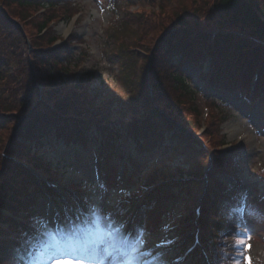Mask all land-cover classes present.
Returning <instances> with one entry per match:
<instances>
[{
  "label": "rangeland",
  "instance_id": "rangeland-1",
  "mask_svg": "<svg viewBox=\"0 0 264 264\" xmlns=\"http://www.w3.org/2000/svg\"><path fill=\"white\" fill-rule=\"evenodd\" d=\"M198 3L199 0H62L53 7L27 5L22 9V14L29 19L16 20L19 22L18 25L29 33L31 31L28 30V25L34 16L44 15V18H47L56 14L55 20L51 23L56 41L49 48L57 51L63 64L73 69V78L75 76L77 78L76 74H81L77 81L81 80L93 96L96 114L107 117L104 122L108 131L102 135L103 137L110 138V135L116 137L117 144L121 146L123 140L131 141L130 130L133 128L134 119L147 105L148 97L150 106L160 102L176 108L179 123L192 134L190 142H194L195 145L183 142L178 135L172 137V132L164 133L165 142L149 150H145L146 148L136 150L135 145L129 142L130 150L132 152L136 150L135 155L132 156L135 157V164L138 165L135 167L131 161L129 163L127 159L124 160V166H127L125 174L130 175L129 182L117 185V188L104 186L97 192L100 207L97 206L96 210L101 217L102 214L106 217L109 212L110 215L106 217L109 222L107 230L111 229L109 234L118 231L115 233L116 238L108 242L105 249L97 246L94 251V253L101 249L102 252L106 251L102 257L103 261L99 262V259L93 258L90 254H84L77 246V249H72V254L67 253L69 250L67 247L60 246L59 250L52 252L51 255L41 250V260L20 259L18 264H142L145 256L169 246L174 242L172 240H179L180 247L186 246L191 242L189 234L193 228L190 225L195 221L192 210L201 205L204 199L206 177L214 176L217 183L231 182L230 177L217 172L216 166L219 162L232 165L231 157L236 161V156L233 154L237 151L242 154L237 157L239 163L237 175L241 178L242 190L240 199L250 205L259 203L255 205L256 207L248 208L246 212L236 211L231 219L216 222L217 234L221 235L212 243L216 242L217 250H223V264H264V107L262 103L255 101L247 103L244 97L236 95L237 93L229 95L227 92L211 89L209 83L202 78L208 68L196 65L185 66L186 73L190 75V88L195 91L194 95L183 94L171 86L161 74L162 70L159 72L162 76L154 77L152 63L161 35L164 30L170 28L178 15L186 14V11L192 10ZM1 4L6 11L16 10V7H6L4 0ZM72 25L73 28L69 32L65 31L64 26L70 28ZM52 36L51 34L50 38ZM27 38L28 43L33 45V36ZM167 60L168 57L160 53L158 61L164 71ZM29 61L31 62V58L28 60L26 58L22 67H26L27 63L30 64ZM17 68L21 67L18 65ZM28 75L30 79L33 77L34 83L38 81L35 71L32 72V77L31 74ZM159 79L164 80L165 85L162 92L157 95L152 85H155V81ZM12 80L0 81V111H3L2 105L6 104V100L16 88L17 76L15 75ZM71 80H68V84ZM144 81L146 84H143ZM38 87L40 91L47 93V88L42 85ZM223 99L229 102L228 106L220 104L219 101ZM23 113L19 111L6 113V121L0 124V183L17 166L16 152L10 149V145L13 139H16L15 134L21 127V123H18L20 120L16 118ZM98 133L100 131L96 129L90 132L94 139L98 138L97 141L104 142L102 137H98ZM48 140L53 141L55 138L49 136ZM15 142H18V138L13 142L14 150ZM172 144L175 147H172ZM124 147L126 154L127 146ZM47 149V146L34 149L38 160H47V163L50 161L52 153ZM77 149L61 148L59 158L51 162L53 169L60 173L64 172L63 180L67 183H79L82 180V174L76 171L77 169L92 170L91 166L87 165V161L92 156L91 152ZM5 154L11 155L8 158L4 157ZM221 155H228L231 159L226 157L218 160L217 157ZM65 159L69 165L68 170L67 166L62 164L66 162L63 161ZM9 165H12V168L8 167ZM4 169L6 173L9 170L7 175L3 173ZM232 169L233 167L227 170L232 171ZM92 176V172H87L86 179ZM179 178H187L189 191H184L186 187L183 190L178 187L179 189L170 193H158L151 203L155 213L147 223V227L139 232V238H133L132 235L128 247L121 251L122 254L116 251L109 256L108 250H116L119 240L129 227L131 208L140 199L138 196L141 192H147L165 180ZM131 186L132 188L129 189ZM96 189L94 188L93 192ZM161 194L166 196L160 197ZM259 195L263 198L257 201L255 198H260ZM3 202L4 197L0 195V205ZM152 212L149 211V216ZM1 214L3 215L2 212ZM184 218L191 222L183 225L181 220ZM202 219L203 216L198 220ZM194 225L197 227L196 224ZM0 228L3 227L0 225ZM145 231L150 234H146ZM172 233L179 234L170 237ZM182 242L187 244L182 245ZM158 243L163 245L166 243V245L149 252ZM160 254L161 251L155 253L153 258ZM82 256L90 258L84 259L81 258ZM187 264H199V259H191Z\"/></svg>",
  "mask_w": 264,
  "mask_h": 264
},
{
  "label": "trees",
  "instance_id": "trees-1",
  "mask_svg": "<svg viewBox=\"0 0 264 264\" xmlns=\"http://www.w3.org/2000/svg\"><path fill=\"white\" fill-rule=\"evenodd\" d=\"M4 1L6 7H16V10L15 12L12 9L6 11L0 0V81H13L12 78L16 75L17 85L6 100V104L2 105L0 124L6 121V113L24 112L22 119H19L22 115L16 118L20 120L18 123H21V127L15 134L16 139L18 138V142H15V150L13 142L16 139L11 142L10 149L15 151L21 160L27 161L46 173H51L49 167L42 166L45 162L38 160L34 149L44 144L50 148L54 145L85 148L90 139L93 142V138L89 139L88 136L92 123L100 126L101 130L108 131L104 122L107 117L96 114L93 96L86 85L81 80L77 81L79 77L75 76L74 81L73 69L63 64L57 51L48 49L56 40L51 26L56 14L47 18H44V15L34 16L28 25L30 33L18 25L19 22L16 20L29 19L22 14V9L27 5L53 7L62 0ZM16 16L18 18H15ZM70 18L71 16L67 18V21ZM166 30L156 47V56L152 63L154 77L163 75L171 86L183 94L194 95L195 91L190 88V77L186 73L185 66L187 64L201 66L210 60L212 70L207 81L211 88L227 91L230 94L240 91L246 96V100L250 86L252 87L255 76L258 74L254 96L264 107V0H199L192 10L186 11L184 15H178L170 28ZM51 34L53 36L50 38ZM29 36H33L32 50L29 49L31 45L28 43ZM160 53L168 57L165 71L164 68L161 69L162 64L158 61ZM26 58L27 60L31 58V62L29 61L30 64L27 63L26 67H22ZM18 65L20 69L17 68ZM156 66L160 68L157 69ZM161 70L162 75L159 73ZM34 71L39 84L33 81L32 72ZM69 79H72L70 84H68ZM76 81L77 83H74ZM143 84L146 82L144 81ZM38 85L47 88V93L40 91ZM163 85L165 81L160 79L155 81V85L153 84L157 95L162 92ZM146 100L148 103L134 119L131 133L137 147L152 149L156 144L164 142V133L168 128L175 127L173 119L177 116L175 107L164 102V104L160 102L156 104L157 107L150 106L149 98L147 97ZM221 103L226 102L222 100ZM49 136H53L55 140L49 141ZM182 137L189 140L186 135ZM96 145L94 143V147ZM109 146L112 151L108 156L110 157L108 172L111 173L122 149H116L113 141ZM99 154L102 153L99 152ZM233 155L236 156V161L231 157L232 165H225L223 162L217 164L218 173L230 176V173L233 174V171L238 169L237 157L242 154L237 151ZM226 157L228 155H221L217 159H226ZM8 167L12 168V165ZM231 167L233 171L227 170ZM9 170L6 173L4 169L3 173L7 175ZM115 170L116 167L112 169L113 176L116 173ZM111 181L115 183L114 177ZM43 193L35 177L23 166L17 165L6 178L2 179L0 195L4 197V207L14 213L25 210L28 218L23 223L3 219L8 220L10 224L14 222L22 235L11 241L0 237V258L2 259L0 263L17 264L20 259L35 256L39 250L38 247L43 244L42 236L39 235L37 210ZM205 201L208 204L206 206L208 211H214V213H218L220 205H224L221 208L223 212L233 204L239 205L236 197L231 196L227 191L223 195L219 192V187L217 191L212 190ZM222 211L219 215H222ZM3 233L5 232L0 231V234Z\"/></svg>",
  "mask_w": 264,
  "mask_h": 264
},
{
  "label": "bare ground",
  "instance_id": "bare-ground-1",
  "mask_svg": "<svg viewBox=\"0 0 264 264\" xmlns=\"http://www.w3.org/2000/svg\"><path fill=\"white\" fill-rule=\"evenodd\" d=\"M72 28H73V25H72L70 28H67L66 26H64L65 31H68V32H69ZM231 127H232V126H231ZM231 127H229V129H232V128H233V127H232V128H231Z\"/></svg>",
  "mask_w": 264,
  "mask_h": 264
}]
</instances>
